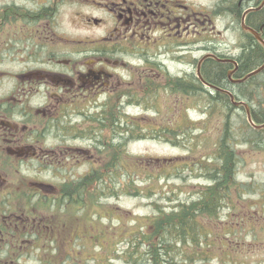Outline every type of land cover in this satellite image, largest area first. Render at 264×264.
Listing matches in <instances>:
<instances>
[{
    "label": "flooded vegetation",
    "instance_id": "obj_1",
    "mask_svg": "<svg viewBox=\"0 0 264 264\" xmlns=\"http://www.w3.org/2000/svg\"><path fill=\"white\" fill-rule=\"evenodd\" d=\"M217 23L228 34L223 47ZM257 36L264 43V0H0V264H20L9 247L42 226V210L18 201L25 183L70 202L83 193V200L90 167L104 165L109 149L120 152L122 134L133 136V125L151 137L168 129L141 127L157 113L155 103L192 98L209 118L217 114L210 102L224 103L227 115L252 112L245 87L264 75L263 67L246 77L264 64ZM133 104L143 114L124 111ZM11 167L87 170L77 184L61 177L62 189L9 175Z\"/></svg>",
    "mask_w": 264,
    "mask_h": 264
},
{
    "label": "rangeland",
    "instance_id": "obj_2",
    "mask_svg": "<svg viewBox=\"0 0 264 264\" xmlns=\"http://www.w3.org/2000/svg\"><path fill=\"white\" fill-rule=\"evenodd\" d=\"M217 30L219 47H223L228 41V34L221 23H217ZM256 78L248 81L245 93L251 111L264 115V75ZM203 90L205 91V88ZM203 90L198 91L203 93ZM187 99L189 102H185L184 105H175L172 102L155 103L157 113L149 114L148 112L149 119L140 122L144 131H146L144 125L146 121L153 123V129L162 127V123L168 128L160 131L163 137L146 135L134 125L136 133H133V136L127 137L122 134L117 146L120 152L109 149V156L106 155L109 160L116 156L119 163L115 161L116 165H109L114 161L107 160L100 167L94 169L90 167L88 190L83 200V193L79 198L75 194L71 202L61 196H52L51 193L37 194L38 192L33 191V187L25 183V193L20 204H23L24 208L40 207L42 212L44 211L41 216L42 226L40 229L32 228L30 237L28 233V237L21 238L23 241L19 243L21 247H9L11 256L21 257L20 264H57L56 257L66 259L58 264H130L125 263V256L130 247L129 241L135 235L137 227L143 223V218L155 211V206L170 211L171 206L198 199L199 191L208 180L207 174H202L196 165H192V162L200 160V157H206L207 160L211 149L218 153L217 139L223 129L234 138L231 144L237 156V179L244 183H262L264 181V143L257 144V141L263 140L264 142V132L252 133L250 129L256 128L248 124L244 113L239 114L236 110H229L227 115L224 103L222 105L207 103V107L215 106L217 112L209 118L200 114L198 110H194L199 109L197 105L193 109L194 100L192 98ZM204 104L205 102L201 99L200 107ZM176 110L181 112L180 117H177L179 114L175 113ZM124 111L129 115H140L144 112L138 104L126 107ZM158 113H160V118L164 119L158 118ZM137 121L139 120L133 118V123ZM175 130L185 131L184 134H187L180 137V141L165 140ZM92 136L98 137L97 135ZM105 139L107 144H113V137H110L109 131L106 132ZM227 152L226 150V154L223 151L220 153L223 155V161L227 160ZM133 157H138L140 160ZM157 159L164 164L162 168L167 172L155 184L160 187V190L157 188L150 196L145 193H134V190L121 191L124 184L123 179L126 178L135 181L134 186L140 189L147 185L150 186L146 176L138 175L131 169L137 166L159 165ZM163 159L167 160L163 162ZM234 160L236 162V158ZM86 170L87 168L74 167L73 170H69L71 173L69 174L64 168H6L9 175L26 181L38 176L37 179L41 182L58 184L62 189L66 185L65 182H61L63 180L61 177L68 175L71 180L73 176L72 181L77 184V177L80 176L79 174L86 173ZM122 171L127 173L123 176ZM98 176H102V180L96 181ZM108 189L111 192L106 195L105 191ZM257 196V194L254 196L244 194L241 199L238 197L232 199L235 208H231L230 211L221 208L222 216L217 224L223 222L218 225V228H214L217 240L213 243L214 249L205 255L208 257L207 262H200V258L194 257L192 261L186 263L181 255L173 257V264H264V215H262L264 210H261L260 205L257 204L259 214L248 218L251 221L258 220L253 227H250L252 222L237 224L240 217H245L251 197L254 199ZM90 198L93 202L89 203ZM6 199L14 203L18 198L6 197ZM260 203L264 205V202ZM226 215H228L227 218ZM44 221L52 230L43 226ZM213 227V224L208 225L211 231ZM230 231L234 233L229 234ZM226 234L229 235L224 236ZM52 238L55 241H49ZM29 239L34 242L25 243ZM182 250L189 252L193 249L182 248ZM195 250L201 251L200 248H195ZM141 251L139 249V253ZM134 260L150 261L151 259L137 255Z\"/></svg>",
    "mask_w": 264,
    "mask_h": 264
},
{
    "label": "trees",
    "instance_id": "obj_3",
    "mask_svg": "<svg viewBox=\"0 0 264 264\" xmlns=\"http://www.w3.org/2000/svg\"><path fill=\"white\" fill-rule=\"evenodd\" d=\"M256 57L258 56L256 55ZM219 73L220 69H217L218 78H221L219 77ZM203 89L204 88H202V90ZM196 90H198V88H196ZM260 114L253 113V111L251 112V117L254 123H264V115ZM250 130L252 133L256 134L264 132V128L261 130L251 128ZM186 134H183L181 137H184ZM160 136L163 137L164 135ZM174 136L175 134H172L171 136H168L167 139H171L172 141L177 139V141H180V138H173ZM233 139L234 138L229 135V132L224 131L223 129V131L219 133L217 139L219 142L217 147L218 153L211 149L207 160L206 157H200V160L192 162V165H196L202 174H207L206 177L208 180L207 184L199 191L197 196L198 199L171 206L170 211L155 206V211L150 214V216L148 215L143 218V223L141 226L137 227L135 235L129 241L130 247L125 256V263L173 264V257H179L181 255L183 256V261L186 263L192 261V258L194 257L200 258V262H207L208 257H205V255H208V253L214 249L213 243L217 240L214 228H218V225L223 222L221 221L217 224L221 219V212L224 208L227 211H230L231 208H235L236 206L233 204L232 199L235 197L241 199V196L244 194L247 196H254L257 194L258 196L254 199L251 197L250 206L245 217H240L237 220V224H248L252 222L250 227H253L258 223V220L254 219L251 221L248 218L259 214L257 204L260 205L261 210H264V205L260 203L261 201L264 202V181L260 184H254L244 183L237 179V156L235 154V148H233L234 146L231 144ZM263 143V140L257 141V144ZM226 150L228 151L226 156L228 162L227 160L223 161V155H220L222 151L226 154ZM133 158L140 160L138 157ZM231 158L232 160H230ZM234 158H236V162ZM160 163L162 162L159 161V165H154L153 167L137 166L131 169L133 172H137L138 175L142 174L143 176H146L148 178V184H151L150 186L147 185L143 189H140L139 187L134 186L135 181L127 180L126 178L125 180L123 179L124 184L123 188L121 187V191L128 192L134 190V193H145L150 196V194L155 192L157 188L160 190V187L155 186V184L162 178L163 174L167 173L162 168L164 167V164L162 163L161 165ZM122 173L124 176L127 172L125 173L122 171ZM90 192L92 193V189ZM105 192L106 195H108L111 191L108 189ZM88 200L89 203L90 201L93 202L92 198ZM55 210L58 211L57 209ZM47 213L55 214L54 212ZM227 216L228 215H226V218ZM211 224L214 225L213 231L208 229V225ZM233 231H230L231 233L229 234H233ZM229 234L224 236H228ZM28 236L30 237L31 234ZM28 236L26 232L25 237ZM49 241L52 242L55 241V239L52 238V240ZM180 246H182V248H190L193 250L186 252L185 250H182ZM195 248H200L201 251L197 252ZM139 249L142 250L140 253ZM137 255L141 257L145 256L151 260L135 261L134 257H137Z\"/></svg>",
    "mask_w": 264,
    "mask_h": 264
},
{
    "label": "water",
    "instance_id": "obj_4",
    "mask_svg": "<svg viewBox=\"0 0 264 264\" xmlns=\"http://www.w3.org/2000/svg\"><path fill=\"white\" fill-rule=\"evenodd\" d=\"M257 39H258L259 41H261V39H260L258 36H257ZM261 68H262V67H261ZM261 68L257 69L256 71L251 72L249 75L256 73V72L259 71ZM247 121H248L249 124H250L252 127H254V128H263V127H264V123H263V124H260V125H256V124H254L253 121L251 120V117H250V114H249V113L247 114Z\"/></svg>",
    "mask_w": 264,
    "mask_h": 264
},
{
    "label": "bare ground",
    "instance_id": "obj_5",
    "mask_svg": "<svg viewBox=\"0 0 264 264\" xmlns=\"http://www.w3.org/2000/svg\"><path fill=\"white\" fill-rule=\"evenodd\" d=\"M233 2V1H232ZM208 58V57H207ZM260 68V67H259ZM259 68H257V67H255V69L254 68H252L248 73H251V72H253V71H255V70H257V69H259ZM254 69V70H253ZM212 97V96H211Z\"/></svg>",
    "mask_w": 264,
    "mask_h": 264
}]
</instances>
